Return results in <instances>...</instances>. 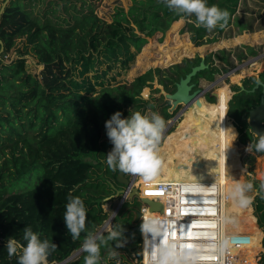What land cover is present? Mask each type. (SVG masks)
Returning <instances> with one entry per match:
<instances>
[{
    "label": "trees",
    "instance_id": "16d2710c",
    "mask_svg": "<svg viewBox=\"0 0 264 264\" xmlns=\"http://www.w3.org/2000/svg\"><path fill=\"white\" fill-rule=\"evenodd\" d=\"M5 2L0 0V8ZM101 2L9 0L0 16V50L4 49L0 57V264H18V257L8 256L6 243L12 237L26 244L22 240L26 226L42 240L57 245L48 257L49 264H61L82 248L85 236L92 234L93 227L103 219L98 208L86 201L87 196L106 199L114 195L111 183H115L117 172L111 171L106 163L113 145L106 135L105 122L117 111L122 113V118L136 111L148 115L156 112L167 122L172 116L171 103L158 96L161 90L153 89V82L157 78L167 93H174L176 83L199 65L201 58H186L167 69H150L131 83L118 79L125 78L136 65L149 38L169 30L168 39L174 40L182 19L187 22L181 33H188L197 47L216 43L224 30L234 24L241 4V0H207L209 6L216 5L230 14L225 28L210 31L198 27L194 16L170 11L161 0H131L127 10L117 7L108 22L97 14ZM18 40L23 43L17 50L20 57L7 63L3 56L16 48ZM153 45L151 42L144 48L143 54H148ZM182 46L186 50L193 48L186 40L177 41L174 49ZM250 53L254 55V49L250 48ZM26 54H32L43 66L42 70L34 74L23 58ZM217 56L221 66L210 64L209 55L205 61L210 68L197 78L214 81L216 75L234 68L230 54L222 50ZM175 58L170 52L166 61ZM237 58L245 59L243 53ZM140 60L137 66L142 65ZM258 81L261 85L253 91ZM146 87L152 88L148 99L141 96ZM263 87L264 71L258 77L244 79L241 86H231L234 95L226 105L223 122L236 133L228 117L233 120L242 146L258 141L248 119L250 111L260 104ZM217 103L211 99L207 102L214 107ZM169 136L160 145L164 158L162 173L165 169H179L178 166L190 168V163L181 165L179 157H172L176 147L166 142ZM235 141L227 138L232 145L226 165L231 180L243 181L245 168L240 163V149ZM9 150L18 152L20 158L6 159ZM255 155L264 156V153L253 150L248 156L251 172ZM162 173L159 179L164 178ZM69 194L82 198L88 209L87 231L77 240L71 238L63 219ZM251 196H254L251 207L255 220L250 217L251 207L242 209L236 202L231 207L241 217H248L244 221L251 230L259 231V227L264 234V190L261 188ZM141 206L138 198L122 204L112 224L123 226L124 246L116 248V241L102 245L100 264H117L111 257L113 250L119 252L120 264H134L132 258L141 264L140 233L130 234L141 224L137 222ZM262 246L264 249V238ZM86 255L83 251L66 264H84Z\"/></svg>",
    "mask_w": 264,
    "mask_h": 264
},
{
    "label": "clouds",
    "instance_id": "9594fccd",
    "mask_svg": "<svg viewBox=\"0 0 264 264\" xmlns=\"http://www.w3.org/2000/svg\"><path fill=\"white\" fill-rule=\"evenodd\" d=\"M161 2L177 15L194 16L198 27L203 26L210 31L217 27L225 28L229 22V12L216 5L209 6L207 0H161ZM2 12L3 9L0 8V14ZM166 126L165 119L156 112L148 115L136 111L127 118H122L121 112H115L105 122L106 135L113 145L106 155L108 168L126 176L138 177L145 185L157 182L164 168L160 145ZM228 130L231 132L233 142L236 139V133L232 129ZM258 137L255 144L250 143L246 147L247 152L252 153L255 150L258 153H264V135ZM232 142L228 148L231 147ZM252 191L251 182L232 179L225 186L223 195L245 209L254 202V196L248 195ZM110 198L107 197L105 201ZM67 199L63 219L71 238L77 240L87 231L88 209L79 196L69 194ZM219 222L221 225L236 223L234 218L228 216H221ZM169 230L167 221L161 217L151 212L142 215L140 231L145 237V245L156 248L155 259L150 261V264H198L202 254L199 250L181 248L178 242L172 240L168 243L161 242L165 232ZM123 232V226H116L106 237L86 235L82 244V251L87 253L84 264H100L101 246L107 245L108 241H116V248L123 247L121 240ZM22 240L26 244L12 237L7 240L6 249L10 258L18 257V264H49L48 257L57 248L55 243L47 239L42 240L30 226L23 229ZM231 244L232 239L222 234L215 247L218 253L223 254ZM149 255H151L150 251ZM111 257L120 264L119 252L113 250Z\"/></svg>",
    "mask_w": 264,
    "mask_h": 264
},
{
    "label": "rangeland",
    "instance_id": "374dc122",
    "mask_svg": "<svg viewBox=\"0 0 264 264\" xmlns=\"http://www.w3.org/2000/svg\"><path fill=\"white\" fill-rule=\"evenodd\" d=\"M131 4H132L131 0H102L100 6L98 7L97 14L99 18L111 22L112 15L114 14V11L116 10L117 7L121 6L125 8V10H127L128 7L131 6ZM186 22H187L186 20L182 19V26L178 29L174 40H172V37L168 39L169 30L164 35L156 34L155 36L149 38L148 43L144 46V48H146L148 47V45H150L151 42H154V45L151 46L149 53L143 54L144 53V48H143L141 53L137 57L136 65L131 69V71L128 73V75L125 78H119L118 81L123 83L125 82L131 83L137 76L144 74L150 69H154V70L157 68L167 69L175 64L182 63V61L186 58L194 59L196 57H199L201 58V60L202 59L206 60V57L210 55L211 56L210 64L213 63V66L220 67L222 63L220 62L217 54L219 51L224 50L227 55L230 54V59L234 64V68L230 69L229 72H222L219 75H216L214 81H209L204 78H199V84L206 89L212 87V89H214L213 91H215L216 93L219 88L222 89L225 88L231 94L229 99L230 102L234 94L233 91L231 90V86L233 85L241 86L242 81L244 79L250 78L252 76L258 77L259 74L264 71V0H241V4L236 14V18L234 19V24L231 27L225 29L224 32L221 34V36L218 38V41L213 44H206L201 47H197L190 40V35L188 33L185 34L181 33V30L184 28ZM186 40L191 43L193 47L192 49L186 50L185 46L179 47L178 49H174L175 43L177 41L181 43ZM22 47H23V43L21 42V40H18L16 48H14L12 52L9 53L10 56L8 57V59H5L6 62L10 63L11 61L20 57L17 50ZM250 48L254 49L255 51L254 55L250 53ZM170 52L173 53L176 58L172 62L167 63L166 56ZM241 53H243V56L245 57L243 61H240L237 58V55ZM23 58L27 60V65L31 66L32 72L34 74L40 71V65L38 64L37 59L32 54H26ZM139 60L141 61L142 64L141 66H137ZM242 75L243 78H241ZM195 80H198V78L196 77ZM152 88L165 91L164 87L158 84L157 78L153 82ZM152 88L146 87L143 90L141 96L145 99H148L150 97ZM160 95H162L161 92L160 94H158V96ZM200 100L206 102V100L203 98H201ZM231 122L233 123V120ZM234 129L236 130L237 133V138L235 143L237 147H239L240 149V163L242 167L245 168L243 181L251 182L253 184V191L248 193V195L251 194L256 195V189L254 185L261 183L262 186H264V156L255 155V161L253 164L254 169L253 172H251L248 167V156L251 155L252 153H249L245 150L247 146H242L239 144L238 142L239 133L236 127ZM164 139L165 138H162L161 145ZM213 139L216 141L215 137H213ZM12 151L13 150L7 151L6 159L15 160L18 157L20 158L18 152L13 153ZM174 153L175 152H173L172 157L176 158L177 156H175ZM177 168L180 167L178 166ZM14 171L17 172L15 168ZM171 172L172 169H165V171L162 173V175L164 176L163 179H167L166 177L169 178ZM226 172H227L226 174L227 176H231L230 170L229 169L227 170V165H226ZM118 173L119 172L117 171V174ZM127 177L130 179L133 178V176H127ZM158 181H160V179ZM36 183L37 182H35L34 184ZM113 184L114 186L116 185L115 186L116 189H121V185L116 183V178H115V183ZM262 189L264 190V187H262ZM113 193L114 195L106 201L105 199H102L101 196L98 198H95L91 194L87 196L86 201L90 203V206L97 207L99 215H103L102 222L98 223L93 227L92 235H102L106 237L109 234V232L114 228L112 222L110 223L109 221L111 219L113 220L114 218L113 213L116 214V212L118 211L120 205V198L116 199L115 192L113 191ZM93 200H95V203ZM233 202L234 201H232V205ZM141 205L143 204L141 203ZM252 212L253 211L251 209L250 217L252 219L253 218L255 219ZM228 216L230 218H236L239 222L247 226V223L244 220H246L248 217L246 216V218H243L241 217L240 213L236 214V211L231 206L229 208ZM258 229L263 237L262 230L259 227ZM242 231H245V229H243ZM262 242L263 240L260 241V245L262 244ZM76 252H74L73 254H76ZM130 261L134 264H136L137 262L133 258L130 259Z\"/></svg>",
    "mask_w": 264,
    "mask_h": 264
},
{
    "label": "built area",
    "instance_id": "2783aa9c",
    "mask_svg": "<svg viewBox=\"0 0 264 264\" xmlns=\"http://www.w3.org/2000/svg\"><path fill=\"white\" fill-rule=\"evenodd\" d=\"M9 56V53L5 54L4 60ZM42 68L43 66L40 65V70ZM188 109H177L173 112L169 110L172 116L166 122L163 138L176 130ZM228 119L231 126L235 128L232 120L229 117ZM223 188V184H201L198 182L159 184L154 188L147 189L145 193H142L140 188L143 198H149L163 205L162 211H151L147 205L143 204L140 212L142 215L151 212L166 220L170 230L165 232L161 242L168 243L169 240H172L178 242L181 248L199 250L202 254L198 264H249L247 250L252 243V234L247 231L226 230L224 225L219 222L224 212ZM128 192L130 191L128 190ZM112 221L111 219L109 222ZM140 223H142V217ZM222 234L230 237L232 244L223 254H220L215 245ZM140 237L143 255L141 264L150 263L155 259L156 248L155 246L149 248L145 245V237L141 231ZM263 238L264 236L261 239L263 240ZM260 246L261 251L255 256L257 264H261L264 252L262 244ZM149 251L151 255H149Z\"/></svg>",
    "mask_w": 264,
    "mask_h": 264
},
{
    "label": "bare ground",
    "instance_id": "6f19581e",
    "mask_svg": "<svg viewBox=\"0 0 264 264\" xmlns=\"http://www.w3.org/2000/svg\"><path fill=\"white\" fill-rule=\"evenodd\" d=\"M229 99L230 94L223 88L219 91L217 106L208 105L207 102L200 100L201 106H193L186 111L184 119L179 123L174 133L166 139V142L175 145L174 155L179 157L180 164L182 165V162H186L185 165L190 163V168L173 169L169 178L160 179V181L149 185H145L138 178L136 185L141 188L142 193L159 184H180L181 182L223 184L224 192L225 186L231 182V176L226 175V162L230 151L227 138L232 141L233 137L228 130L230 128L223 122V115ZM213 137L216 138V141ZM223 198V216H228L232 201L226 199L224 195ZM234 219L235 225H224V228L237 232L245 229L252 234L253 239L247 250V260L249 264H257L255 256L261 251V232L251 230L248 225L245 226L236 218ZM146 264L150 263L146 262Z\"/></svg>",
    "mask_w": 264,
    "mask_h": 264
},
{
    "label": "water",
    "instance_id": "95a60500",
    "mask_svg": "<svg viewBox=\"0 0 264 264\" xmlns=\"http://www.w3.org/2000/svg\"><path fill=\"white\" fill-rule=\"evenodd\" d=\"M9 0L3 4L2 9L4 8ZM3 13V12H2ZM2 14H0L1 16ZM3 47L0 50V57L3 53ZM210 67L209 64H206L205 59H202L200 64L197 66L192 67L191 71L182 77L179 82L176 83L175 92L174 93H166L165 91H161L162 96L165 97V100L171 103L170 110L173 112L177 110L179 107L182 109L191 108L193 106H201L200 98L202 97V90H197L193 92L195 85L192 83L193 79H195L200 73L208 70ZM261 85V82L258 81L255 88L257 89ZM211 99L215 100L214 102L218 101V94L216 92H212L210 94ZM248 123L251 128V132L256 138H259V135H264V87L263 92L260 100V104L250 111ZM138 177L128 178L123 173H118L116 176L117 184L121 185V189H116L113 183L112 187L115 191V198H120V205L118 211L120 210L122 204L127 200H133L134 198H138L140 202L144 205H147L151 211H162L163 205L160 202L152 201L149 198H143L140 194V188L136 185ZM262 188V184H257L256 193ZM128 190L130 192H128ZM126 199V200H125ZM116 212V214L118 213ZM115 214V216H116ZM114 216V217H115ZM142 217V213L139 212L137 214V222H140ZM141 225V224H140ZM140 225H137L132 229L130 234L140 233ZM82 248L76 252V254H72L66 261L61 264H66L76 257H78L82 253Z\"/></svg>",
    "mask_w": 264,
    "mask_h": 264
},
{
    "label": "flooded vegetation",
    "instance_id": "af4514ba",
    "mask_svg": "<svg viewBox=\"0 0 264 264\" xmlns=\"http://www.w3.org/2000/svg\"><path fill=\"white\" fill-rule=\"evenodd\" d=\"M210 68V67H209ZM241 78H243V75L241 76ZM240 78V79H241ZM234 82H236V81H234ZM192 83L195 85V87H194V89H193V92L194 91H197V90H202L203 92H202V97L201 98H203V99H205L206 100V102H208L210 99H211V97H210V94L212 93V91L214 90V89H212V87L211 88H209V89H206V88H204L203 86H201L200 84H199V78H198V80H195V79H193V81H192ZM221 90V88H219L218 90H217V94H218V97H219V91ZM213 92H215V91H213ZM231 95V94H230ZM234 95V94H233ZM262 96V95H261ZM200 98V99H201ZM211 100H213V99H211ZM261 100V99H260ZM214 101V100H213ZM178 109H182V107H179ZM184 119V118H183ZM182 122V121H181Z\"/></svg>",
    "mask_w": 264,
    "mask_h": 264
},
{
    "label": "crops",
    "instance_id": "0c3cea01",
    "mask_svg": "<svg viewBox=\"0 0 264 264\" xmlns=\"http://www.w3.org/2000/svg\"><path fill=\"white\" fill-rule=\"evenodd\" d=\"M251 209H252V207H251ZM252 211H253V209H252ZM253 213V212H252ZM256 219V218H255ZM256 225H257V223H256ZM258 226V225H257ZM263 236H264V234H263Z\"/></svg>",
    "mask_w": 264,
    "mask_h": 264
}]
</instances>
